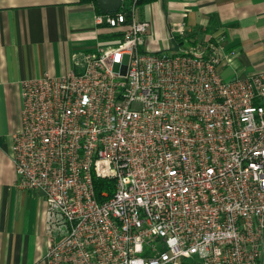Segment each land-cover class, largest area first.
Segmentation results:
<instances>
[{"label": "built area", "instance_id": "built-area-1", "mask_svg": "<svg viewBox=\"0 0 264 264\" xmlns=\"http://www.w3.org/2000/svg\"><path fill=\"white\" fill-rule=\"evenodd\" d=\"M136 4L95 14L122 33L78 71L20 81L10 160L17 189L44 203L43 261L264 264V70L224 76L236 51L220 33L146 50Z\"/></svg>", "mask_w": 264, "mask_h": 264}, {"label": "crops", "instance_id": "crops-1", "mask_svg": "<svg viewBox=\"0 0 264 264\" xmlns=\"http://www.w3.org/2000/svg\"><path fill=\"white\" fill-rule=\"evenodd\" d=\"M94 6L80 0H0V264H45L49 244L44 203L15 186L11 135L20 127V81L80 68L83 52L114 46L121 29L94 21ZM137 20L150 23L144 48L168 54L220 33L236 51L224 76L264 70V0H142ZM190 29L188 41L169 39L171 26Z\"/></svg>", "mask_w": 264, "mask_h": 264}, {"label": "trees", "instance_id": "trees-1", "mask_svg": "<svg viewBox=\"0 0 264 264\" xmlns=\"http://www.w3.org/2000/svg\"><path fill=\"white\" fill-rule=\"evenodd\" d=\"M142 1V0H139V2ZM80 2H90L93 4L94 6V10H95V13L96 14H102V13H106L105 11H102L100 10L97 5H96V2L95 0H80ZM114 12V11H112ZM111 183L108 182V181H105V180H100V179H95L94 180V189L96 191V193H100L102 192L103 190H108L110 191V187H111Z\"/></svg>", "mask_w": 264, "mask_h": 264}, {"label": "water", "instance_id": "water-1", "mask_svg": "<svg viewBox=\"0 0 264 264\" xmlns=\"http://www.w3.org/2000/svg\"><path fill=\"white\" fill-rule=\"evenodd\" d=\"M97 7L105 12H112L119 9L121 0H95Z\"/></svg>", "mask_w": 264, "mask_h": 264}, {"label": "rangeland", "instance_id": "rangeland-1", "mask_svg": "<svg viewBox=\"0 0 264 264\" xmlns=\"http://www.w3.org/2000/svg\"><path fill=\"white\" fill-rule=\"evenodd\" d=\"M170 54H171V53H170ZM127 62H128V57H127V56L122 57L121 62H116V63L114 64V67H113L114 70H115V71H118V69H119V67H120V64L126 65Z\"/></svg>", "mask_w": 264, "mask_h": 264}]
</instances>
